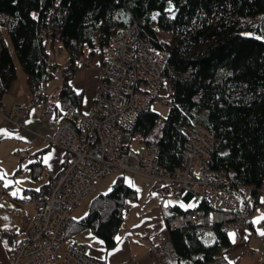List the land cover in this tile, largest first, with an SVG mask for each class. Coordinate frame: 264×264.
<instances>
[{"label": "trees", "instance_id": "16d2710c", "mask_svg": "<svg viewBox=\"0 0 264 264\" xmlns=\"http://www.w3.org/2000/svg\"><path fill=\"white\" fill-rule=\"evenodd\" d=\"M169 7L168 0H0V102L17 78V61L34 90L43 74H57L52 53L63 49L70 72L57 88L59 100L64 108L80 105L82 93L71 84L79 64L86 55L103 62L111 35L136 21L138 37L167 51L161 96L167 95L170 107L163 116L150 103L124 145L135 149V136L145 147L157 145L159 163L173 170L193 122H199L214 132L211 168L254 192L264 182V40L258 39L264 36V0H172ZM135 198L136 190L118 175L84 217L71 218L65 238L90 227L113 247L124 206ZM197 207L210 205L202 199ZM186 208L172 205L166 217ZM166 243L177 257L167 264H204L217 256L220 264H233L224 257L233 247L229 233L218 225L172 230Z\"/></svg>", "mask_w": 264, "mask_h": 264}, {"label": "built area", "instance_id": "2783aa9c", "mask_svg": "<svg viewBox=\"0 0 264 264\" xmlns=\"http://www.w3.org/2000/svg\"><path fill=\"white\" fill-rule=\"evenodd\" d=\"M138 30L137 22L133 21L111 35L91 107L68 105L61 110L53 135L44 137L45 141L65 150L66 165L61 172L51 175L47 195L19 200L22 206L32 204L35 215L17 254L8 264H54L59 257L64 264H103L89 254L86 244L73 242L64 248L65 231L81 200L95 188L96 180L118 171L148 175L163 195L184 190L182 198L187 208L166 217L161 241L152 251L163 247L170 231L190 226L218 225L228 233L241 227L255 231L250 214L264 193V182L253 192L247 184H231L225 171L211 168L215 136L203 124L193 122L181 164L173 170L159 163L157 145L145 147L139 136L134 140L141 141L142 148L135 150L124 145V137L140 113L161 96L167 57L165 49H158L149 40L138 37ZM57 72L63 78L70 71L60 66ZM47 79L46 74L41 76L43 84L34 88L31 102H17L9 112L0 104V111L11 114L12 118L36 106L43 115L52 116L58 110L59 92L46 85ZM161 98L168 102L167 95ZM13 122L17 128L25 127L24 120ZM188 195L190 198L186 200ZM202 199L209 203V209L197 207ZM13 200L7 183L0 179V206L18 212V208L11 206ZM261 207L264 208V202ZM249 208H252L250 213ZM149 235L151 231L147 228L144 236ZM245 252L257 251L246 247Z\"/></svg>", "mask_w": 264, "mask_h": 264}, {"label": "crops", "instance_id": "0c3cea01", "mask_svg": "<svg viewBox=\"0 0 264 264\" xmlns=\"http://www.w3.org/2000/svg\"><path fill=\"white\" fill-rule=\"evenodd\" d=\"M55 53L53 52L52 56L57 60ZM101 62L95 61L93 65L96 66L90 68L84 66L85 64L82 66L81 62L71 79L75 91L82 93L80 106L83 109H89L92 105ZM46 84L54 90L58 84H62V78L59 74H55ZM32 96L33 89L29 86L25 71L17 68V78L0 103L5 108H10L17 102H31ZM56 102L58 110L52 116L43 115L36 106L19 115L18 121L24 120L23 128H17L13 121L6 119L0 112V129L12 133L7 135L0 132V179L7 183L8 192L15 198L11 206L19 209L18 212H14L10 207L0 206V262L3 261L4 264H8L10 258L17 254L18 247L26 237L35 215L32 204L22 206L19 200L47 195L51 175L61 172L66 165L68 155L65 150L60 145L44 140V137L53 135L59 123L61 110L66 108L59 98ZM110 175H114L110 180L103 177L96 180L93 191L86 195L75 209L72 221L84 217L90 209L93 198L108 192L118 175H122L126 183L136 190V198L127 201L128 210L125 211L124 219L117 231L116 244L110 248L106 247L105 241L92 228L86 227L66 237L63 247L73 242L86 244L89 254L103 264L175 262L177 257L174 250L168 247L166 242L157 251H152V248L161 241L160 234L165 229L168 209L179 203L165 200L164 195L156 190L154 180L148 175L130 171H118L107 176ZM13 192L17 194L13 195ZM250 219L254 224L251 216ZM147 228L151 231V235L146 237L144 233ZM256 231V226L254 232L241 227L229 233L233 247L225 253V259L233 262L236 256L242 257L246 247L250 248L249 241ZM240 238L245 241L241 242ZM165 246L170 249H165ZM54 264H64L62 257H59Z\"/></svg>", "mask_w": 264, "mask_h": 264}, {"label": "rangeland", "instance_id": "374dc122", "mask_svg": "<svg viewBox=\"0 0 264 264\" xmlns=\"http://www.w3.org/2000/svg\"><path fill=\"white\" fill-rule=\"evenodd\" d=\"M258 20H259V16L256 18V21H258ZM164 35H168V34L165 33ZM57 47H58V44H56V48ZM56 56H57V60L56 61H57V63H59L58 67H60V66H66L67 67L68 58H69L68 53L66 51H64V50L58 51V49H57V51L55 53V57ZM97 60H99L98 56H95V55H93V56L88 55L87 56L86 55L85 59L82 60V63L83 64L82 63H80V64H82V66L85 64L84 66H87V67L90 68V67L94 66L93 63L95 61H97ZM16 64H17V68L18 69L21 68V70H22V67L20 66V64L18 63V61H17ZM57 74L60 75L59 72H57ZM60 77H61V75H60ZM98 81H99V78H98ZM60 86H61V84H58L57 88H59ZM15 104L16 103L12 104V106L10 108H5L3 105L2 106L4 107V111H7L8 110V112H9ZM169 107H170V105H169L168 102H163V101H161L159 99L154 100L151 103V108L154 111L160 113L163 116L167 115L168 110H169ZM20 113L14 115L12 118H10L12 116L11 114L9 115L10 117L8 115L3 114V113L2 114H3V116L6 119H10V121L11 120L12 121H16V120H18L17 117L19 115H22ZM141 146H142V142L141 141L133 140L132 147H134L135 149H139ZM113 177H114V175H110L109 177L107 176V177H103V178L106 179V180H110ZM183 193H184V190L181 189L177 193H175L174 195L173 194L164 195V197H165L164 199L165 200H169V201L170 200H173V202H177L180 205H182L183 207H187V203L182 198L183 197L182 196ZM261 202H264V193L260 197L259 203H257L256 208L250 214V216L254 220V224L256 226V230L257 231L255 232L254 236L250 239L249 246H250V248L256 250L257 252L254 253V254H252V253H248V252H245L244 251V253L241 255L242 257H237L236 256L233 259V262H234L233 264H261L262 261L264 260V235L261 234V231H264V218H261V217H264V208L261 207ZM219 258H221V256H217L214 261H208V262H205L204 264H220Z\"/></svg>", "mask_w": 264, "mask_h": 264}, {"label": "snow or ice", "instance_id": "6c2138e0", "mask_svg": "<svg viewBox=\"0 0 264 264\" xmlns=\"http://www.w3.org/2000/svg\"><path fill=\"white\" fill-rule=\"evenodd\" d=\"M168 4L170 6L168 10L171 11L172 0H168ZM243 35L249 36V35H253V34L252 33H244ZM258 39L264 40V36L258 37ZM0 132H3L5 134H7V135H12V133L7 132L6 129H0ZM8 183H12V181H8ZM16 194H17L16 192H13V195H16ZM261 218H264V217H261ZM261 234L264 235V231H261Z\"/></svg>", "mask_w": 264, "mask_h": 264}, {"label": "water", "instance_id": "95a60500", "mask_svg": "<svg viewBox=\"0 0 264 264\" xmlns=\"http://www.w3.org/2000/svg\"><path fill=\"white\" fill-rule=\"evenodd\" d=\"M190 198V196L188 195L187 197H186V200H188Z\"/></svg>", "mask_w": 264, "mask_h": 264}]
</instances>
